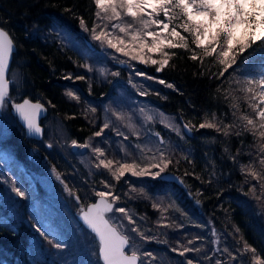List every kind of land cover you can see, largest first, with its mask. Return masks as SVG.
Returning a JSON list of instances; mask_svg holds the SVG:
<instances>
[{
  "label": "trees",
  "instance_id": "trees-1",
  "mask_svg": "<svg viewBox=\"0 0 264 264\" xmlns=\"http://www.w3.org/2000/svg\"><path fill=\"white\" fill-rule=\"evenodd\" d=\"M66 8L72 11H65ZM94 13L95 6L91 0H0V25L13 37L17 49L8 72L12 81L9 88L10 96L13 100L23 97L40 100L47 106V116L60 120L69 137L79 142L92 137L105 122L106 119L101 118L102 100H105L113 83L112 78L106 79V74H102L100 70L101 61L98 56L105 54L97 50L95 42H87V37L90 38V35L80 28L78 17L83 16L88 27L91 28L95 19ZM64 32L75 37L78 35L84 47L81 49L65 41ZM89 48L94 51H89ZM111 62L113 65L112 60ZM84 63L91 65L93 70L88 72L80 66ZM132 63L142 66L141 70L149 75L176 85L179 91L139 77L142 83L147 81V85H142L143 88L137 86V90L132 86H128L127 89L135 96L147 99L160 111L175 116L183 134L178 136L175 131L159 122L155 124L146 122L145 129L142 130L143 132H150L151 128L159 130L167 141L166 147L172 153L174 160L180 161L179 164L174 163L171 170L185 181V186H181L179 182L170 180L163 188L159 182H147L152 193H159V196L153 195L152 199L140 197L128 201L129 208L140 216H147V223L144 226L152 229V235L159 241L167 240V244L155 241L147 243L143 245L144 250L152 251L157 256L154 264H181L184 258L172 253L170 248L177 247V241L180 244H187L189 239L199 235L205 238L203 249L211 254L212 237H214L211 228L214 227L219 248L225 246L232 250L243 248L246 241L264 254V213H262L264 195L258 185L253 195L249 188L256 182L250 177L246 182L245 174L241 172V166L255 159L256 148L252 135L244 133L237 136L235 135L239 130L237 128H233L229 136L217 133L214 129H194L191 133H186L182 127L188 122L198 127L205 119H212V113H215L216 119L223 121L224 124L234 123L236 118L232 116L231 101L224 99L223 92H217L219 82L209 79V72L215 71V68L207 60L201 68L198 63L188 59L187 53L173 57L170 66L161 73H156L154 66ZM125 68V65L118 66L119 79H127ZM259 68V57L251 67L245 68L241 65V70L250 73L258 72ZM201 72H203L202 76ZM69 73L73 77L85 75L86 80H65L63 77ZM233 76L239 78L238 73H234ZM230 82L225 81L224 87L227 88ZM89 84H91V94H89ZM69 89L81 97L79 102L65 95ZM140 90H147L149 94L140 96ZM156 92L160 95H156ZM93 107L96 108L95 113L90 111ZM245 110L241 102V109L236 116L238 117ZM4 113L11 116V122L2 140L10 145V152L14 158L23 163L27 171L34 172V176H37L36 173L45 174L46 166H51V170L55 168L69 187L84 197V203L90 201V190L93 187L101 188L98 183L107 176V173L98 170V172L93 171L91 175L85 174L86 168L92 169L86 160L85 162L81 160L80 165L72 170L74 169L72 163L70 165L54 151L53 147H47L49 151L45 146L38 145L37 139L24 135L23 126L10 111L9 106L5 108ZM73 116L75 118H69ZM127 135L132 144L137 143L135 136L130 132ZM2 140L0 143L3 145ZM155 143H158L156 138ZM36 145L46 154V162L39 160L43 157L42 151L34 153V157L31 154L32 148ZM249 152L253 153L251 158L247 155ZM183 156H188L192 163L182 159ZM230 156H236V161L233 162ZM12 163L0 159V264H73L74 259L67 258L62 262L65 258L62 256L63 249L58 253L59 258H56L52 251H42V257L37 256L41 254L36 251L34 238L37 233V223L34 218L31 220V216L30 218L19 216L28 208L27 205L22 202L16 204L5 194L7 185L11 181L7 178V169L12 173H20L14 162ZM185 171L194 172L195 175L185 176ZM51 173L55 178L53 171ZM196 176L200 179H196ZM55 180L64 189L60 181L56 178ZM139 186L137 182V187ZM38 187L39 190L42 189L39 183ZM117 187L121 195L128 191V185L123 181ZM189 190L191 196L188 195ZM197 190L202 195H197ZM221 191L223 194L217 198V193ZM165 192L169 195L165 196ZM245 192L248 193L247 196L244 195ZM256 196H261V199L257 200ZM154 199L162 200L164 205L175 199L187 215L182 216L178 212L170 211L167 215H170L175 223L171 228H159L155 222L160 213L151 207ZM196 199L200 200V204L195 203ZM73 214L77 218V213L73 212ZM179 223L184 224L182 229L176 228V224ZM196 225H207V227L200 228ZM236 228L239 232L235 231ZM195 246L200 247V242L195 241ZM250 255L249 253L248 256ZM186 257L193 259L194 262L200 260L201 264H208V261L203 260L202 254L189 253Z\"/></svg>",
  "mask_w": 264,
  "mask_h": 264
},
{
  "label": "snow or ice",
  "instance_id": "snow-or-ice-1",
  "mask_svg": "<svg viewBox=\"0 0 264 264\" xmlns=\"http://www.w3.org/2000/svg\"><path fill=\"white\" fill-rule=\"evenodd\" d=\"M91 2L95 6L93 25L89 28L83 16H80L78 19L81 30L89 33L91 41L100 45L102 53L107 55L108 50H111L112 60L119 65H127L135 76L179 91L174 83L149 75L143 70H137L132 62L154 66L155 72L161 73L170 66L173 57L187 53L188 59L198 63L201 68L206 60L215 68V71L209 72V79L218 81L217 92H223L224 99L231 101L232 116L236 118L234 123L224 124L223 121L216 119L215 113H212V119H205L198 127L191 122L184 123L182 127L186 133H191L194 129H214L217 133L229 136L233 128H237L239 129L235 132L237 136L244 133L252 135L256 148L255 159L241 166V172L245 174L246 182L248 177L256 182L249 191L255 195L258 185L264 195V0H91ZM65 11L72 10L66 8ZM16 51L13 37L4 27H0V113L10 106L26 129V134L30 137H41L44 130L39 120L46 112L45 105L39 101L34 103L28 98H24L22 102H14L9 93L12 81L7 78V73L10 59ZM89 51L94 49L89 48ZM121 56L127 59H120ZM257 57L260 60L258 72L241 70V65L245 68L251 67ZM80 66L88 72L93 70L88 63ZM234 73H238L239 78H234ZM111 75L119 76L120 73L112 72ZM200 75L202 76L203 72ZM63 78L70 81L86 80L85 75L73 77L71 73ZM225 81H231L227 88L224 87ZM129 83H132L131 79ZM133 87L136 85L133 84ZM89 94H91V84H89ZM148 94L147 90L139 91L140 96ZM65 95L77 102L81 99L70 89ZM156 95L159 96L160 93L156 92ZM162 98L167 99V97ZM241 102L246 110L237 117L236 113L241 109ZM90 111L95 113L96 108L93 107ZM140 111L144 113L145 110L141 108ZM113 115L118 121L125 119L122 114L113 113ZM160 116L161 123L166 128L175 131L178 136L183 135L181 125L166 122L167 118L162 112ZM153 120V115H146V122L150 123ZM126 127L131 135L136 137L137 143L132 144L129 135L115 129L116 135L122 137L118 144V151L122 155L118 158H109L105 149L93 147L92 137L84 143L71 141L74 148H91L96 159L93 167L107 173V176L99 181L102 187L99 189L93 187L90 190L89 198L92 202L84 203V197L74 192L62 179L61 174L55 168L52 169L55 178L79 206L77 219L82 225L81 230L86 236L91 237L90 243L94 246L96 264H154L157 256L152 251L144 250L143 245L154 241L167 244V240H157L152 235V229L144 226L147 223V216H140L129 208L128 201L140 197L152 199L153 195L159 196V193H152L147 182H159L163 188L170 180H178L181 186H185V181L171 171V166L174 163L179 164L180 161L174 160L172 153L166 147L167 141L161 133L150 132L158 143H153L149 147L148 143L139 142L140 132L136 130L135 124L129 122ZM110 128H114V125L106 119L93 136L102 137L105 130ZM47 147L52 148L53 145L49 143ZM247 155L251 158L253 153L249 152ZM181 158L192 163L188 156ZM230 158L233 162L237 159L236 156ZM101 175L103 176V172ZM184 175L195 174L185 171ZM195 178L200 179L198 176ZM122 181L128 185V191L123 195L117 187ZM137 182L140 184L139 188ZM11 191L21 199L26 196L25 191L15 184ZM222 194V191L217 193V198ZM164 195L169 194L165 192ZM174 195L173 193L172 196ZM188 195H192L190 190ZM197 195L202 193L197 190ZM244 195L247 196L248 193L245 192ZM256 199L260 200L261 196H256ZM195 203L200 204V200L196 199ZM151 207L160 213L155 222L159 228H171L175 223V220L167 215L170 211L178 212L182 216L187 215L175 199L167 205H164L162 200L154 199ZM169 220L172 222H166ZM196 226L207 227V225ZM183 227V223L176 224L177 229ZM36 231L39 232L40 228H36ZM235 231L239 232V229L236 228ZM211 233L216 236L214 227L211 228ZM41 235L43 236L44 233L41 232ZM203 239L205 238L198 235L194 239H189L187 244H180L177 241L178 246L170 248V251L184 258L181 264H201L200 260L194 262L193 259L187 258L186 254L189 253L202 254L203 260L208 261V264H264V254L246 241L243 248L232 250L227 246L213 247L209 254L202 247L195 246V241ZM218 242V239L212 241L214 245ZM54 247L62 249L67 245L56 242Z\"/></svg>",
  "mask_w": 264,
  "mask_h": 264
},
{
  "label": "rangeland",
  "instance_id": "rangeland-1",
  "mask_svg": "<svg viewBox=\"0 0 264 264\" xmlns=\"http://www.w3.org/2000/svg\"><path fill=\"white\" fill-rule=\"evenodd\" d=\"M63 34L64 40L69 44L81 49L84 47L78 35L75 37L68 34V32H64ZM87 39L91 43V39L88 37ZM95 45L97 50L101 52L100 45L96 42ZM108 52L109 54L107 55L101 54L98 56L101 61L99 66L102 74H106V79L111 77L113 80L111 90L107 93L105 100H102L103 109L101 110V118H104L103 120L107 119L114 125V128L105 130V134L102 137L92 136L91 144L93 147L105 149L109 158H118L122 155V153L118 151V144L122 140V137L116 135L115 129H119L127 135L130 131L126 125L131 122L136 125V130L140 132L139 142L152 145L155 143V138L150 135V132H159V130L157 128H151V131L149 130L150 132H143L142 130L145 129L146 124L145 117L149 114L153 115L154 120L150 123H161L162 117L160 113L162 111L147 99L139 98L127 89L128 86L133 87V84L136 85V87H133L135 90H137V86L147 85V81L142 83L138 79L139 77L135 76L133 70L128 68L127 65H125L127 79H119L118 76L111 75L112 72H119L118 66L122 65L112 60L111 50H108ZM94 59L98 60L96 57H94ZM120 59L127 58L121 56ZM111 60L113 61V65ZM135 67L136 69H143V67L139 65H135ZM129 79L132 80L131 84L129 83ZM141 108L145 110L144 113H141ZM113 113L122 114L125 119L123 121H118ZM164 117L167 118L166 122H171L173 125L179 123L178 119L172 114L164 113ZM10 122L11 116L9 114L0 113V140L5 137V133L8 131L6 128ZM42 124L44 126L43 135L40 138H35L38 141V145H43L47 148V145L51 143L57 154L67 160L70 165L72 163V168H74L72 170H75V166L80 165L81 160L84 162L86 160L88 164L92 166L93 170L86 168L84 173L91 175L93 171L98 172V170L93 167L96 159L91 148L82 149L72 147L71 141L74 139L69 137L68 132L64 129L60 120L45 114L42 117ZM87 140L88 138L85 141ZM85 141L77 142L84 143ZM10 150L9 144L4 141L3 145L0 143V159L10 163L14 162L17 171L20 173H12L10 169H7L6 175L11 181H9L10 183L7 185L5 194L9 200L12 202L14 201L16 204L17 202L26 204L28 208L22 211L24 215L20 213L19 216L26 218H30L29 216H31V220L34 218L38 228H40V231H37L36 237H34L36 251L41 252V254L39 253L37 256L42 257V251H52L54 253L53 255L59 258L58 253L60 249L55 248L54 244L56 242H63L67 247L62 248V256L65 257L62 262L68 258V260L74 259L72 262L73 264H96L97 258L93 254L94 246L90 243L91 237L86 236L85 232L81 230L82 225L73 214V212H78L79 206L75 203L74 199L64 191L62 186L56 183L51 173V166H46L47 172L45 174L36 173L35 175L37 176H34V172L27 171L26 166L18 159H15ZM47 150L49 149L47 148ZM40 151L42 150L36 145L32 148L31 154L34 157V153ZM42 156L43 157L39 159L40 162L45 161L46 154L43 152ZM38 183L41 185V190H39ZM14 184L25 191V198L21 199L11 191ZM41 232L44 233L43 236ZM216 237L217 235L212 237L213 241L217 240ZM49 241H52V243H49ZM198 242H200V247L202 246L203 248L204 239ZM213 247H220V245L213 244Z\"/></svg>",
  "mask_w": 264,
  "mask_h": 264
},
{
  "label": "water",
  "instance_id": "water-1",
  "mask_svg": "<svg viewBox=\"0 0 264 264\" xmlns=\"http://www.w3.org/2000/svg\"><path fill=\"white\" fill-rule=\"evenodd\" d=\"M0 27H2L1 25H0ZM87 42L88 43H90L88 40H87ZM11 60H12V58L10 59V64H11ZM7 78L9 79V76H8V73H7ZM10 80V79H9ZM9 88H10V86H9ZM24 98H28V99H31V98H29V97H23V98H21V99H17V100H13L14 102H22V100L24 99ZM34 103L35 102H37V101H39V102H41L40 100H37V99H31ZM41 103H43V102H41ZM44 104V103H43ZM45 105V104H44ZM9 108H10V111L13 113V114H15L12 110H11V107L9 106ZM45 108H46V112L41 116V118H40V120H39V123L41 124V127H42V129L44 130V126H43V124H42V117L47 113V106L45 105ZM16 115V114H15ZM17 117V116H16ZM18 118V117H17ZM18 120H19V118H18ZM20 122V121H19ZM20 124L22 125V123L20 122ZM23 129H24V135L25 136H28L27 134H26V129L23 127ZM31 137H34V138H40V137H35V136H31ZM171 171H173V170H171ZM174 172V174L177 176V177H179V178H181L175 171H173ZM174 181H176V182H178V180H174ZM89 202H92L91 200L90 201H88L87 203H89ZM78 213V212H77Z\"/></svg>",
  "mask_w": 264,
  "mask_h": 264
}]
</instances>
